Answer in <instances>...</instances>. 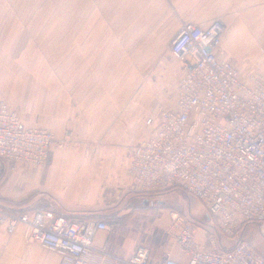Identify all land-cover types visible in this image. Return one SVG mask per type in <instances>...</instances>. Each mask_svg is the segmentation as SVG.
I'll list each match as a JSON object with an SVG mask.
<instances>
[{
  "label": "crops",
  "instance_id": "0c3cea01",
  "mask_svg": "<svg viewBox=\"0 0 264 264\" xmlns=\"http://www.w3.org/2000/svg\"><path fill=\"white\" fill-rule=\"evenodd\" d=\"M34 1L0 0V85L3 79L17 80L16 72H10L17 63L10 55L16 42L27 50L42 42L47 48L55 37L57 45L62 42L64 47L66 32L72 29L75 105L57 110L48 104L37 121L28 120L19 107L17 110L7 101L23 125L47 129L60 140L68 136L71 143L53 146L42 168L0 160V175L3 167L8 170L5 179L0 178V202L106 221L110 230L96 233L89 264H112L114 257L128 259L139 246L134 236L127 235L128 221L133 223L135 218L126 219L121 213L129 200L124 199L132 191L124 173L123 145L145 136L143 131L130 133L131 128L140 126L142 111L151 102L144 98V89L150 96L152 90L162 88L165 81L171 83L180 72L177 60L154 57V49L159 48L163 36L176 32L183 23L206 27L219 20L225 25L221 48L226 56L242 74L264 75V0H40L45 5L42 15L48 18L41 23L26 18ZM15 9L18 17L23 15V23H19ZM51 13L58 16L56 24L49 23ZM66 16L72 17L68 27ZM154 78L158 79L156 84ZM47 90L44 86L21 92L47 96ZM134 91L135 100L131 99ZM5 94L0 89V95ZM104 129L110 133L104 134ZM253 224L260 223H249L243 229ZM26 234L24 225L13 231L0 225V264H60L56 252L28 241ZM232 244L225 240L226 247ZM149 249L150 264H161L167 252L178 262L187 261L166 237L156 249Z\"/></svg>",
  "mask_w": 264,
  "mask_h": 264
},
{
  "label": "built area",
  "instance_id": "2783aa9c",
  "mask_svg": "<svg viewBox=\"0 0 264 264\" xmlns=\"http://www.w3.org/2000/svg\"><path fill=\"white\" fill-rule=\"evenodd\" d=\"M224 30L219 20L179 27L169 51L180 72L157 113L145 119V136L124 146V173L133 192L146 197L180 190L203 205L208 222H216L172 212L164 234L187 261L167 252L161 264H264V255L240 236L247 224L264 222V75L239 71L221 48ZM65 141L68 136L60 140L47 129L23 125L0 95L1 161L42 168L51 148ZM0 225L9 231L24 225L27 240L56 252L60 264H89L96 233L111 227L1 202ZM112 264H150V249L139 246Z\"/></svg>",
  "mask_w": 264,
  "mask_h": 264
},
{
  "label": "rangeland",
  "instance_id": "374dc122",
  "mask_svg": "<svg viewBox=\"0 0 264 264\" xmlns=\"http://www.w3.org/2000/svg\"><path fill=\"white\" fill-rule=\"evenodd\" d=\"M44 6L45 5L42 4V1L35 0L32 11L27 9L28 15L26 18L28 22L41 23L42 19H46V21H48V18H44L45 15H42V12H45V8H43ZM53 7L57 8V1L54 2ZM16 10L17 9H15V15L17 16ZM20 15L21 14H19V17L17 16V18L19 19V23H23V15ZM49 20L50 24H56L58 16L51 13ZM70 23L72 24V17L66 16L67 27ZM177 31L168 33L167 36L162 37V44L159 43L157 45L159 48L154 49V57L164 56L168 60H176L170 53L169 46L173 38L176 36ZM72 35V29L67 30L66 46L64 47L62 42L57 45V40L54 39L55 37H52V40H50L49 46L47 48L42 46L43 42L38 45L34 44L33 49L28 50V47H26L24 44H19L16 42V45L12 48L10 55L13 59H15V61H17V63H13V65L10 67V72H16L17 80H1L0 89L6 93L4 96L7 99L6 101L12 103L11 105L17 108V110L19 107L22 111H20L21 114H25L28 120L37 119V121H40L42 111L47 108L48 104H50L51 107H57V110L63 109V107L68 104L75 105V98L77 100V96H74L75 86L73 79L74 64ZM30 43L31 41H28V44ZM8 51L9 49L7 51L5 50L6 53ZM131 57L133 56L130 55V58ZM30 77L33 78L30 79ZM157 80L158 79L156 78L153 79L155 84L157 83ZM159 84H162V81ZM169 84L170 80L165 81L162 88H155L151 91L150 96H148V90L144 89L146 94L144 98L146 99L149 97V101L151 102L148 103V105L142 111L144 112V116L140 126L137 127L135 124L133 127L137 128H131V135L134 133V135L139 134V132L141 133L142 131L145 132V134L147 133L148 130L147 127L144 126V120L146 117L150 115L154 116L157 113L159 109V102L167 97L162 96L164 93H168ZM44 86L48 87V90L50 91L48 93L49 95L47 96H42L38 93L26 96L24 95L25 92H21L23 89L24 91L33 87L36 89H41ZM151 87H155V85ZM153 91H155V93ZM134 93L135 91L131 94V99H133ZM133 100H135V98ZM14 110L16 111V109ZM104 130V134L110 133V129ZM68 142L71 143L70 138L68 139ZM125 145L126 144L123 146ZM70 147L72 146H66V149ZM123 153L125 156V149H123ZM7 173L8 170H5L3 167L2 175H0L1 180L5 179ZM127 199H129V203L127 202ZM124 200L127 202V205L125 204L126 207L124 209L121 208V210H123L121 213L126 215V219H129V216H131V218L132 216L135 218V222L133 223L128 221L129 223L127 226L129 227V230L127 228V235H132L136 238L137 246L145 245L151 249H156L158 247V243L161 242V240L163 241L166 237H164V229L170 222V214L172 212L188 216L193 218V220L197 219L201 222L206 221L205 223H209L212 226H215L216 224L215 220L208 222L207 218L205 217L203 205L198 200L188 196L180 190L162 194L156 197H144L133 191H129L127 198ZM143 200H147V203L144 204ZM10 202L5 203H7L6 205L9 204L16 208H26L24 203L21 206H17ZM123 226L126 225L124 224ZM209 229H213V227H209ZM101 231L103 230H99L98 232ZM240 236L257 253L264 255V222L260 224L249 225L245 229H242Z\"/></svg>",
  "mask_w": 264,
  "mask_h": 264
},
{
  "label": "trees",
  "instance_id": "16d2710c",
  "mask_svg": "<svg viewBox=\"0 0 264 264\" xmlns=\"http://www.w3.org/2000/svg\"><path fill=\"white\" fill-rule=\"evenodd\" d=\"M204 226V225H203ZM205 227V226H204ZM207 229H209L207 226H206Z\"/></svg>",
  "mask_w": 264,
  "mask_h": 264
}]
</instances>
